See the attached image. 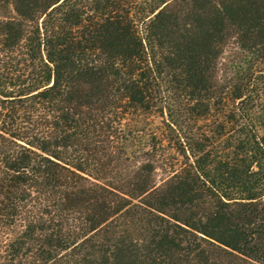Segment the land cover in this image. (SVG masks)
<instances>
[{"label": "trees", "instance_id": "1", "mask_svg": "<svg viewBox=\"0 0 264 264\" xmlns=\"http://www.w3.org/2000/svg\"><path fill=\"white\" fill-rule=\"evenodd\" d=\"M0 264H264V0H0Z\"/></svg>", "mask_w": 264, "mask_h": 264}, {"label": "rangeland", "instance_id": "2", "mask_svg": "<svg viewBox=\"0 0 264 264\" xmlns=\"http://www.w3.org/2000/svg\"><path fill=\"white\" fill-rule=\"evenodd\" d=\"M233 59L232 58H223L220 62V70H219V74L221 77H233L234 76V71L231 69V61ZM179 105V104H178ZM177 105V106H178ZM176 106V107H177ZM162 120H163V116H159L157 114H141L136 116L131 124L129 126H136L137 129H142L144 130V133L147 132H154L155 134H157L158 136H161L162 134ZM130 124V121L127 120V125ZM136 124V125H134ZM141 133V134H144ZM168 174V171L164 168H159V170L157 171V178L159 181H161L163 178H165Z\"/></svg>", "mask_w": 264, "mask_h": 264}]
</instances>
